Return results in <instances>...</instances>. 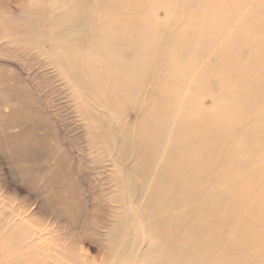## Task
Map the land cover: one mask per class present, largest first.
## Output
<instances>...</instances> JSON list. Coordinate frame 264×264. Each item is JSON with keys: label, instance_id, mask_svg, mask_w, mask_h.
Segmentation results:
<instances>
[{"label": "bare ground", "instance_id": "1", "mask_svg": "<svg viewBox=\"0 0 264 264\" xmlns=\"http://www.w3.org/2000/svg\"><path fill=\"white\" fill-rule=\"evenodd\" d=\"M47 4L48 24L6 26L20 46H51L63 85L39 92L76 104L90 147L101 149L91 148L92 164L112 165L110 208L97 214L108 219L100 227L109 229L110 256L121 264H264V0ZM1 69L6 126L28 124L13 136L14 152L28 156L34 145L42 156L48 138L35 132L56 123L20 74ZM65 161L36 171L34 188L75 222L84 204Z\"/></svg>", "mask_w": 264, "mask_h": 264}, {"label": "rangeland", "instance_id": "2", "mask_svg": "<svg viewBox=\"0 0 264 264\" xmlns=\"http://www.w3.org/2000/svg\"><path fill=\"white\" fill-rule=\"evenodd\" d=\"M46 2L48 0L42 3L39 0H0V46L7 43L4 49L0 48V72L6 75L1 69L4 67L9 72L20 74L22 87L33 92L32 95L43 106L42 111L56 123L55 127L35 132L38 140L48 138V145L43 144L45 156L36 154L34 145L30 146L28 156L15 153L14 146L18 140L13 136L21 133L28 124L19 118L18 122H24L21 127L6 126L11 114L10 108L3 104L8 96V88L0 81V263L121 264L113 259L114 255L110 256L109 229L100 227H105L108 219L100 222L101 217L97 215L100 208H110L105 199L109 190L104 192V186L108 188L110 185L106 172L112 165L108 160L101 164L100 169L92 164L91 148L95 153L101 149L98 144L90 147L92 142L87 130L80 128L83 122L75 109L76 104L58 97L53 102L52 96L39 92L42 87L49 92L59 90L63 85L61 77H58L62 68L51 62L55 56L51 46L42 42L40 47L20 46L15 40V32H10L6 26L9 23L23 25L36 21L48 24L50 7ZM262 31L263 36H259L264 38V26ZM10 85L14 87L13 82ZM31 103L34 104L33 101ZM127 113L130 123H135L138 115L134 109L127 108ZM60 158L66 159L65 166L68 164L72 168L74 186L77 184V192L84 204V213L75 222L67 220L63 213L53 207L44 205V197L39 196L34 188L36 171H41L47 163L49 166L55 165ZM25 171L29 177L23 175ZM101 174H104L103 177ZM39 184L42 186L45 183L40 179ZM224 235L228 233L224 232ZM245 239L253 241L256 235L247 234Z\"/></svg>", "mask_w": 264, "mask_h": 264}]
</instances>
